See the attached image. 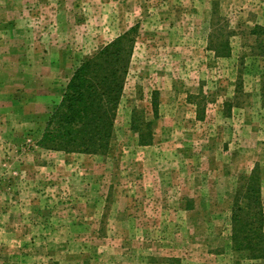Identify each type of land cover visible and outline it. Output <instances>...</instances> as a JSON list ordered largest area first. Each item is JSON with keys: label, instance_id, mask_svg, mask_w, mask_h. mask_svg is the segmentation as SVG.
<instances>
[{"label": "rangeland", "instance_id": "374dc122", "mask_svg": "<svg viewBox=\"0 0 264 264\" xmlns=\"http://www.w3.org/2000/svg\"><path fill=\"white\" fill-rule=\"evenodd\" d=\"M260 27L264 0H0V264H264L232 243L244 176L264 209ZM126 32L109 150L41 147L68 77ZM41 61L54 95L33 92Z\"/></svg>", "mask_w": 264, "mask_h": 264}, {"label": "trees", "instance_id": "16d2710c", "mask_svg": "<svg viewBox=\"0 0 264 264\" xmlns=\"http://www.w3.org/2000/svg\"><path fill=\"white\" fill-rule=\"evenodd\" d=\"M259 29L251 31L257 36L253 48L257 46L264 54V28ZM134 46L135 38L126 32L80 62L46 122L38 142L41 147L87 154H105L109 150ZM158 103V97L152 96L155 116L159 113ZM143 123L142 118L132 116L131 126L138 133L139 144L148 145L153 141V132ZM243 179L233 202V249L264 260L260 178L254 173Z\"/></svg>", "mask_w": 264, "mask_h": 264}, {"label": "crops", "instance_id": "0c3cea01", "mask_svg": "<svg viewBox=\"0 0 264 264\" xmlns=\"http://www.w3.org/2000/svg\"><path fill=\"white\" fill-rule=\"evenodd\" d=\"M49 65H47V64H45L44 63V61H41L40 62V67H39V69H40V71L38 72V74L36 75V78H35V80H36V84L35 85H33L34 86V89H33V92L34 93H36L37 95H40L41 93L42 94H44L42 97H44L45 96V94H47V95H54L55 93H54V88L53 89H50V90H46L45 89V85L44 86H42V84H40L39 83V81H40V79H49L48 78V76H49V73H48V71L47 70H49V67H48ZM52 67H55V64H53L52 65ZM61 69V68H60ZM64 72H66V71H64ZM52 74H55V72H52ZM58 74H60V71H58ZM65 74H67V73H64V75ZM69 75V74H68ZM71 76V75H70ZM70 76L68 77V76H66V79H67V77H68V79L70 78ZM30 83H32V82H30ZM29 85H31V84H29ZM32 86V87H33ZM39 97V96H38ZM53 99H54V97H52ZM61 98V96H59V98H58V100ZM57 99V98H56ZM55 100V99H54ZM57 101V100H56ZM27 105H25V107H26ZM24 106L22 107V109L23 108H25ZM32 107L33 108H35L37 111L35 112V111H32V113L31 112H28L27 114H25L24 115V118L27 120V119H29V118H31V119H35V118H37L40 114L38 113V111H39V108L40 107H42V105H40L39 103L38 104H32Z\"/></svg>", "mask_w": 264, "mask_h": 264}]
</instances>
